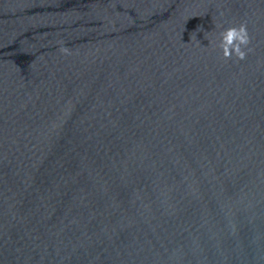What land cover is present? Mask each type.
<instances>
[{
	"label": "water",
	"instance_id": "95a60500",
	"mask_svg": "<svg viewBox=\"0 0 264 264\" xmlns=\"http://www.w3.org/2000/svg\"><path fill=\"white\" fill-rule=\"evenodd\" d=\"M0 264H264V0H0Z\"/></svg>",
	"mask_w": 264,
	"mask_h": 264
},
{
	"label": "clouds",
	"instance_id": "9594fccd",
	"mask_svg": "<svg viewBox=\"0 0 264 264\" xmlns=\"http://www.w3.org/2000/svg\"><path fill=\"white\" fill-rule=\"evenodd\" d=\"M248 36L244 26L230 27L219 33V47L222 49L225 57L230 53H234L239 58H243L245 53L241 49V45H246Z\"/></svg>",
	"mask_w": 264,
	"mask_h": 264
}]
</instances>
